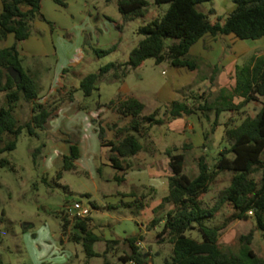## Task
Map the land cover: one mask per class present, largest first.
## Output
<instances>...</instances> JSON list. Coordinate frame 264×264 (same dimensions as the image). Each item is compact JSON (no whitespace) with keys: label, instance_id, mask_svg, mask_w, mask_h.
<instances>
[{"label":"rangeland","instance_id":"374dc122","mask_svg":"<svg viewBox=\"0 0 264 264\" xmlns=\"http://www.w3.org/2000/svg\"><path fill=\"white\" fill-rule=\"evenodd\" d=\"M118 2L119 0H62V3H58L43 0L44 18L39 17L33 22L31 36L19 45L27 54L23 57L24 66H32L39 72L36 75L40 101L50 106L69 107L72 106L69 95H73L76 106H86L88 111L96 114L92 115L95 127L98 104L108 103L124 86L128 87L130 94L146 104L143 114L153 112L158 106L159 116L166 121L161 125H154L147 139L142 138L149 150L134 156V165L127 171L111 165L108 158L109 147L102 145L99 133L90 150L81 153L74 168L64 167V158L69 153V148L64 150L63 146L68 144L70 147L68 140L71 138L79 143L83 134H95L82 117L65 116L61 112L55 116V120L53 115L46 127L37 129L35 135L23 130L16 149L2 154L9 163L3 165L0 160V257L3 264H86L89 257L82 242H75L63 234L62 212L68 202L81 200L89 205L95 223L103 230L110 225H120V219L130 212L131 207L136 208L130 199L122 197V193L130 191L133 186L153 183L158 187V195L163 196L168 192L167 177L152 176L149 165L151 161H155L159 169L165 171L166 174L163 175L170 173L165 150L171 144L168 139L173 138L172 142L178 145L187 139L185 134L179 132L176 136L169 129L167 104L159 97L164 87L176 88V68L169 61L157 63L154 58H148L138 68L130 69L123 78H116L114 71L107 73L100 80L99 89L90 96H86L80 89L81 79L85 75L99 71L100 67L109 62L127 61L130 51L145 37L139 32V28L155 18H161L169 7V3L159 4L156 0H148L141 15L125 21ZM232 5H235L233 0H209L198 7L208 13L210 19L215 20L219 15H227ZM212 7L216 9L215 13L209 12ZM14 41L13 35L0 38V48L12 45ZM112 46L115 49L108 53L97 52ZM62 84L66 85L63 92L60 90ZM209 90L205 83L197 80L192 88H184L181 92L186 91L191 95L195 92L204 98H211ZM0 105H6L5 93L1 91ZM258 105V102H254L245 111L235 113L234 122H240L246 115H254ZM16 112L19 119L25 122L31 116V107L21 100ZM209 114L210 117H207L199 112L205 131L212 129L216 118L215 112L214 115L211 111ZM102 115L99 121L104 122L110 134L126 122L123 118L117 119L112 108H108ZM56 123L57 127L54 126ZM186 130L191 132V141L197 136L196 132L200 131H195L193 125L186 126ZM229 145L225 123L222 122L210 134L209 139L205 140L203 147L182 150L186 154L185 172L190 176L199 172L198 158L202 154L214 164L220 151ZM232 174V171H227L217 176L210 191L204 195L208 204L215 202L219 190L230 183ZM117 175L123 176L125 181L116 179ZM144 192L151 194L152 190L146 188ZM229 211V208H225L208 224H223ZM254 226L253 218L231 221L222 230V246H238V236L248 233ZM161 229L162 226L157 225L140 232L145 235L143 244L147 252L152 251L156 262H162L173 252L171 244L158 243V232ZM73 231L78 229L74 228ZM192 235L200 239L197 231H193ZM253 248L264 257V239L258 230L255 232ZM121 252L122 250L114 251V255ZM116 261L120 264H133L119 259Z\"/></svg>","mask_w":264,"mask_h":264},{"label":"trees","instance_id":"16d2710c","mask_svg":"<svg viewBox=\"0 0 264 264\" xmlns=\"http://www.w3.org/2000/svg\"><path fill=\"white\" fill-rule=\"evenodd\" d=\"M0 38L14 36V43L0 48V91L5 93L6 105H0V160L7 164L9 160L2 154L16 149L18 138L23 130L37 134V129L46 127L50 118L60 107L50 106L40 101L37 75L24 66L20 43L31 36L33 22L44 18L43 0H1ZM62 3V0H54ZM209 0H156L157 3H169L161 18H155L142 25L139 32L141 39L129 54L125 62L112 61L99 71L85 75L80 82V89L90 96L99 89L100 80L114 71L116 78H123L130 69L138 68L148 58L157 63L169 61L175 67H187L195 70L198 58L190 50L205 35L213 36L235 34L241 39H260L264 37V0H233L235 8L227 15H219L215 20L198 5ZM119 9L125 21L141 15L148 5V0H119ZM215 13L212 7L209 11ZM98 50V54L108 53ZM12 68L18 71L12 75ZM65 70V69H64ZM219 66L215 67L210 80H215ZM66 86L60 88L61 92ZM243 99L235 102V97ZM73 101L74 96L69 95ZM21 100L31 107L30 118L22 122L17 115ZM261 101V107L255 115H246L240 123L232 118L225 122V135L229 147L221 150L214 164L206 155L198 158L199 172L190 176L185 172V151L168 148L170 174L168 175V193L155 208L156 216L149 229L163 223L158 232V243L173 246L170 257L160 264H264V257L253 248L255 232L258 230L264 239V53L253 57L248 64L238 66L237 83L233 89L221 88L214 99L195 94L189 98H176L167 104L168 119L178 118L192 113L209 116L214 111L216 118L210 131H205V140L220 124L223 112H239L248 103ZM100 105V103H99ZM131 119L114 130V138L106 137L103 122L94 119L97 124L102 145L109 147L108 158L111 165L127 171L134 165L132 158L149 148L142 142L148 138L154 125L163 124L166 119L159 116L160 107L149 114H143L145 103L135 96L124 97L121 93L104 104ZM69 153L65 155V168L72 169L81 157L79 143L68 140ZM189 146V144H187ZM205 145V144H204ZM205 147V146H204ZM184 149L186 147L184 146ZM232 171L230 183L221 188L213 204L204 200V195L211 189V184L222 172ZM123 181V176H116ZM136 211L146 206L142 198L132 201ZM225 208H229L228 218L223 224L210 225ZM138 211V212H139ZM253 218L255 226L248 233L238 236V246L224 248L220 242L222 230L234 220ZM92 218H71L62 212L63 234L75 242H82L88 257L100 255L94 244L100 239L92 231ZM78 229V231H73ZM200 234V239L192 235ZM142 235L128 237L131 254L124 256L125 261L133 260L137 264L149 263L139 242ZM0 264L3 261L0 257Z\"/></svg>","mask_w":264,"mask_h":264},{"label":"crops","instance_id":"0c3cea01","mask_svg":"<svg viewBox=\"0 0 264 264\" xmlns=\"http://www.w3.org/2000/svg\"><path fill=\"white\" fill-rule=\"evenodd\" d=\"M1 8H3L2 1H1ZM234 8L235 5H232L231 11ZM20 51L22 57H24V55L27 56V54L24 53L22 47H20ZM263 53H264V37L260 39H241L233 33L227 35H217V36L207 34L202 39H200L196 44H194L190 50V54L198 58V67L195 70H190L187 67H175L171 64L173 67L176 68L174 73V79L177 82L176 83L177 86L176 88L169 86L164 87L159 97L161 101L166 104L170 103L172 100L176 98H189L191 102L193 100V96H195L196 93L193 92V94L191 95L188 94L186 91L185 93H182L181 91L184 88L185 89L192 88L194 83L198 80V81H202V83H205L206 87L210 89L209 92L211 94L210 95L211 98L209 99L212 100L214 99V97L221 88L233 89L236 86L238 66L248 64L249 62L252 61L253 57L259 56ZM76 55L78 54L76 53ZM217 66H219V71L217 72L215 80L212 81L210 80V76L213 74L214 69ZM29 69H33L32 66H29ZM204 71L207 73L205 74ZM33 72H35L37 75L39 73L38 70L36 69L35 70L33 69ZM63 85L66 86L65 84H62V86ZM57 88L58 87H56V89ZM128 90H129L128 87L124 86V88H122L119 92H117L116 95L111 99L115 98L118 93H121L124 97L135 96L133 94H130L129 93L130 91ZM242 99H243L242 97L236 96L235 102L239 103ZM254 102L256 103L258 102L259 104L258 109L255 112L256 114L261 107V101H252L248 103L245 107H243L242 110H240L239 112L245 111V109H247V107L252 105V103ZM71 103L72 106L68 107L64 105L59 107L54 113L53 120H55L56 115H59V113L63 112L65 113V116L73 115L74 118L76 117L78 118V116L82 117L88 123V125H90L89 127H91L95 131V134L92 133L89 135L87 132L80 137L79 146L82 153L84 150L86 151L90 150V147L94 142V139H97L96 138L97 137L96 135L98 134V130L96 128L97 126L95 127V124L92 122V118H93L92 115L95 116L96 114L88 111L86 106L80 105V107H78L76 106V104H74L73 101H71ZM104 104L106 103L101 102L100 105L98 104V108H99V111L97 112L98 120L103 116L102 114L106 113L108 110V107ZM157 108L158 106H156L154 110ZM112 110L115 117H117V119L123 118L126 120V122H128L131 119L130 116H124L119 112H117L116 110H114L113 108ZM212 113L214 115V111H211V114ZM235 113L237 112H230V111L223 112L221 114V116H223V119L220 116L221 118L220 123L222 122L225 123L227 119L229 120V118H232L235 121L233 117ZM208 117H210V114ZM51 118L49 121L52 120ZM241 121L242 120H240V122ZM102 124L105 127L104 122ZM188 125L190 127L193 125L195 131L200 130L196 132L197 136H195V139L192 137L193 138L192 141L190 140L191 138V135L189 134L191 133L190 130H186V126ZM54 126L57 127L58 123H56ZM168 127H170L169 129L172 132H174L176 136L177 133L179 132L185 134V137L188 140L186 139L181 145H178L175 142H172L173 138H170L168 140L171 141L170 142L171 144L167 145L165 150H167L168 148H177V150L181 152L182 150H191L195 146L203 147V145L205 144V136H204L205 129L203 126V122L200 119L199 113H192L191 115H184L178 118L170 119V123ZM106 137L108 139L114 138V131L111 134L110 132H108ZM187 144H189V146ZM184 146L186 147V149H184ZM68 148H70L68 147V144L66 146H63L64 150H68ZM149 167L152 176H156V177L166 176L168 179V175L170 173H168L167 175H163L166 174L165 171L160 170L159 167L156 165L155 161H151ZM146 188L152 190V193L147 194L146 192H144V189ZM157 192H158L157 185L153 183H142L140 187L133 186V188L130 191L122 193L123 198H128L131 201H134L137 198H142L146 202V206L140 211L138 210L139 212L136 211L137 208L133 209L130 206L131 207L130 212L128 214H125L124 218L122 217V219H120L121 220L120 222H122L120 223V225L116 224L112 227L110 225L109 228L104 227L103 230H101L98 228V225L95 223L92 214H90V217L92 218L91 220L92 231L100 237V239L95 242L94 249L100 255L89 257L85 261V263L86 264H120L119 262L116 261V259L125 261L123 257L125 256L127 258V256L131 254V246L129 241H127L126 239L128 237H132L136 235L143 236V239L138 244L141 247V250L145 252L144 256L145 258L148 259L149 262L143 264L162 263L163 261L156 262L153 259L152 251L147 252L146 250L147 248L143 244L145 235L144 233H140L142 229L143 230L149 229L152 219L156 216L155 208L162 202L163 197L168 193L167 192L165 195L161 196L158 195ZM159 225L162 226L163 223H160ZM120 250H122L121 253L114 255V251L119 252ZM127 262L137 264L133 260Z\"/></svg>","mask_w":264,"mask_h":264},{"label":"built area","instance_id":"2783aa9c","mask_svg":"<svg viewBox=\"0 0 264 264\" xmlns=\"http://www.w3.org/2000/svg\"><path fill=\"white\" fill-rule=\"evenodd\" d=\"M64 211L71 218H85L91 214L90 206L81 200L68 202L65 205Z\"/></svg>","mask_w":264,"mask_h":264},{"label":"water","instance_id":"95a60500","mask_svg":"<svg viewBox=\"0 0 264 264\" xmlns=\"http://www.w3.org/2000/svg\"><path fill=\"white\" fill-rule=\"evenodd\" d=\"M12 75L13 76H17L18 75V71L17 70H15L14 68H12Z\"/></svg>","mask_w":264,"mask_h":264}]
</instances>
